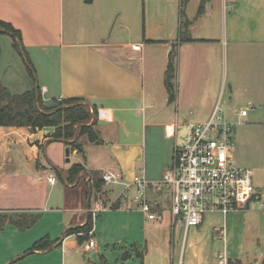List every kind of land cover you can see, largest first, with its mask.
I'll return each mask as SVG.
<instances>
[{
	"label": "crops",
	"instance_id": "1",
	"mask_svg": "<svg viewBox=\"0 0 264 264\" xmlns=\"http://www.w3.org/2000/svg\"><path fill=\"white\" fill-rule=\"evenodd\" d=\"M89 3L81 12L78 0H0V20L21 30L25 50L33 49L46 59L47 70L43 68L38 76L44 103L83 98L96 105V128L103 140L97 144L83 136L84 150L79 152L53 139L54 126L36 130L0 126V214L41 215L29 229L10 223L0 229V264H99L102 237H97V222L89 236L96 242L93 249L87 251L79 243L82 233L68 235V230L92 218L89 208L95 200L87 189L93 171L119 172L126 183L136 175L158 182L172 164L179 126L207 122L215 110L235 125L242 120L264 124V0H190L184 15L182 0ZM188 19L195 41L180 40L182 21ZM83 20L93 27L81 28ZM175 45L176 98L171 101L165 77ZM1 60L2 48L0 79L11 90ZM19 85L31 90L36 80L28 78ZM237 104L242 105L240 110L234 107ZM242 110L248 111L246 116H240ZM250 111L255 115L250 117ZM75 162L85 169L76 183L66 184L65 193L53 205L49 174L59 177L57 166L65 177ZM104 188L107 203L118 206L105 210L115 214L110 236L115 243L132 245L123 253L127 257L122 255L115 264H128L131 259L146 264L150 226L158 237L156 246L160 237L168 236L161 247L166 249L170 241L179 258L173 264H214L220 253H227V238L218 232L226 227L222 213H207L199 226L186 230L157 199L149 200L151 187L146 198L157 203L161 219L148 218L133 199L134 186L126 198L121 197L123 185ZM155 222L171 227L170 236L161 233ZM45 236L54 245L31 251ZM244 242L248 249L249 241ZM188 251L193 258L186 257Z\"/></svg>",
	"mask_w": 264,
	"mask_h": 264
},
{
	"label": "built area",
	"instance_id": "2",
	"mask_svg": "<svg viewBox=\"0 0 264 264\" xmlns=\"http://www.w3.org/2000/svg\"><path fill=\"white\" fill-rule=\"evenodd\" d=\"M247 113V110H242L240 116ZM186 128L182 143H175L172 164L160 181L152 182L142 175H136L131 183H126L119 172L106 171L102 176L104 185H123L121 197L124 198L129 196L128 190L134 186L136 192L133 199L151 220L161 219V216L157 203L146 198L147 189H170L174 221L184 224L186 230L199 226L207 213L220 212L226 220L231 212L248 210L253 203H258L259 208L264 210V197L254 185V169L233 163L235 123L229 122L215 110L207 122L188 123ZM48 181L54 186L58 181L57 175L51 172ZM114 205H105L102 199H96L89 208L93 226L96 213ZM221 232L225 239V227ZM82 246L88 251L96 247V242L89 237ZM228 263L224 250L218 255L217 264Z\"/></svg>",
	"mask_w": 264,
	"mask_h": 264
},
{
	"label": "rangeland",
	"instance_id": "3",
	"mask_svg": "<svg viewBox=\"0 0 264 264\" xmlns=\"http://www.w3.org/2000/svg\"><path fill=\"white\" fill-rule=\"evenodd\" d=\"M79 2L82 6L81 12H83L84 9L87 10V7L84 6L91 5L90 3L87 5L86 0H78V3ZM79 25L84 30H88L90 26L93 27L91 24H87L84 20L80 22ZM0 42L2 48L1 69L3 73L6 72V83L12 85L11 91L14 93H20L26 90L27 88H23V86L19 84L24 83V80H28V78L31 81L36 80V87L39 86L38 76H42L43 68L47 70V65L45 63L46 59H44V57L42 58L43 55L40 53L38 54L33 49H27L25 51H22L21 49L19 50L15 46V38L12 34L7 32L0 34ZM31 69L34 72L33 76L29 71ZM241 106V104L234 105L238 110H240ZM230 112L232 116H235L233 108H231ZM251 115H255V113L250 111V117ZM235 119L237 120V117H235ZM246 120H249V117ZM186 132V126H179L175 141H177V143H182ZM232 156L233 163L236 166L254 169L255 188L258 190L259 194L264 197V124L248 125L245 120H242V123L240 124H236L234 128V151ZM104 187L101 192H98L94 196V200L100 198L105 205H108V197ZM65 188L66 183L61 177H58L57 183L51 188V202L53 205L58 198L63 196ZM151 190L152 187L148 191L149 200L157 199L164 210H169V212H171L170 189L162 188L155 193ZM53 199L55 202H53ZM112 212L113 211H98L94 220V222H97L99 225L97 237H99V234L102 237L100 243V248L102 249L101 253L105 256L108 264H115L118 260H121L124 251L132 247L131 243L127 244L126 241L115 243V241L112 240V237L110 236L113 235L114 232L111 223L114 214ZM154 224L158 226L161 233L170 236L171 227L165 228V224H161V222H155ZM149 228L151 234L150 239L152 242L150 250L146 256V264H173V262H177L179 259L178 254L177 251L175 254L173 253L170 241H168V247L166 249L164 248L165 251L161 247V243L164 242L168 236L160 237L158 240L159 246L157 245V247L154 241L157 240L158 237L154 235L155 233L151 230V226ZM118 229L119 228L116 229V232ZM225 229L227 238V256L229 261L230 259H239L241 261L238 264L262 263L264 260V210L259 208L258 203L251 204L248 210L231 212L226 218ZM176 232L177 235L179 233L182 235V229H177ZM218 232L223 234L221 229H218ZM87 240H89V232ZM244 241H249L250 245L248 249H246ZM121 250L123 251L120 252ZM256 254L258 255V259H252V256ZM186 257L193 258V255H190L188 251ZM136 262L137 259H131L128 264H138ZM228 264H230V262Z\"/></svg>",
	"mask_w": 264,
	"mask_h": 264
},
{
	"label": "trees",
	"instance_id": "4",
	"mask_svg": "<svg viewBox=\"0 0 264 264\" xmlns=\"http://www.w3.org/2000/svg\"><path fill=\"white\" fill-rule=\"evenodd\" d=\"M190 0H182V10L188 5ZM203 5L201 4L199 13L202 12ZM191 20H183L181 26V41H195L190 33ZM10 33L15 38V46L22 51H25V46L22 40L21 30L17 29L12 23L0 20V34ZM1 56V43H0ZM176 45L170 53L169 63L166 70L165 83L169 92L170 100L176 98L175 78H176ZM31 75H34L33 70H29ZM98 108L92 106L83 98H61L55 99V103L51 106L44 103L40 87H34L31 90L22 93H13L0 79V126H16L29 127L31 130L42 128L45 126H54L56 128L53 134V139L64 141L73 150L77 149L83 152L85 141L83 136H87L88 140L97 144L103 142L99 130L96 128L98 124ZM71 141V142H70ZM55 171L65 180L67 185L77 182L79 174L85 169L81 163H73L68 169L67 175L63 177L61 170L54 166ZM103 173L99 171L92 172V181L90 188L87 189V195L95 196L101 192L104 187ZM114 208H118L114 205ZM41 218L40 214H21L7 215L0 214V229L5 228L7 224H14L21 230L33 227ZM93 228V221L90 217L89 221L79 227L68 230V235L72 233H82L78 236L79 243L82 244L88 238V232ZM54 245V242L49 236L39 239L32 246L31 251L35 249H46ZM124 254V258L127 257ZM137 255L142 257V253L137 251ZM241 260L230 259V264H238ZM12 264V262L10 263ZM91 264H97L91 262ZM99 264H108L105 256H100ZM124 264V263H121ZM261 264H264V260Z\"/></svg>",
	"mask_w": 264,
	"mask_h": 264
},
{
	"label": "water",
	"instance_id": "5",
	"mask_svg": "<svg viewBox=\"0 0 264 264\" xmlns=\"http://www.w3.org/2000/svg\"><path fill=\"white\" fill-rule=\"evenodd\" d=\"M86 2H92V0H86ZM39 86H37V88H38ZM69 153H70V149H67V156H68V158H67V161L69 162L70 161V159H69Z\"/></svg>",
	"mask_w": 264,
	"mask_h": 264
}]
</instances>
